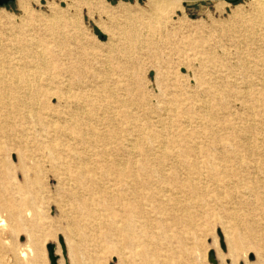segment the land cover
I'll list each match as a JSON object with an SVG mask.
<instances>
[{"label":"bare ground","instance_id":"1","mask_svg":"<svg viewBox=\"0 0 264 264\" xmlns=\"http://www.w3.org/2000/svg\"><path fill=\"white\" fill-rule=\"evenodd\" d=\"M32 1L39 0L18 4L29 13ZM64 1L70 10L72 0ZM181 3L147 0V14L125 7L123 45L113 52L111 71L97 47L67 30L66 12L57 8L43 26H32L28 18L22 27L32 34L13 36L14 50L0 47V247L15 264L27 253L16 254L14 236L25 231L30 244H41L37 204L49 172L57 177L61 199L67 190L73 201L114 195L126 217L125 248L139 257L137 264H195L198 233L208 219L235 220L246 208L264 214V127L255 119L256 108L264 113V55L253 52L240 60L241 79L226 81L223 70L211 73L200 101L167 88L159 113L138 100L134 73L150 71L140 67L136 36L150 19ZM250 6L264 17V0H250ZM233 18H243L241 11ZM109 41L116 42L112 36ZM229 96L239 106L228 104ZM24 123L38 127V134L29 127L21 137L14 133ZM19 141L26 144L19 149L21 181L5 154ZM101 205L110 209L107 201ZM157 212L164 219H155ZM245 230L257 257L248 264H264V223H249ZM246 244L241 231L232 234L229 255L247 254Z\"/></svg>","mask_w":264,"mask_h":264},{"label":"rangeland","instance_id":"2","mask_svg":"<svg viewBox=\"0 0 264 264\" xmlns=\"http://www.w3.org/2000/svg\"><path fill=\"white\" fill-rule=\"evenodd\" d=\"M71 3L73 6L68 10L64 0L32 1L29 13L20 8L18 0L10 6L0 7V47L7 51L14 50L16 43L12 40L15 36L22 37L26 34V29L22 26L28 18L32 26H43L52 17L53 8H57L66 12L63 20L67 30L88 47H97V53L102 54V60H107L108 70L111 71V67H114L113 52L123 45L124 8L133 11L142 9L147 14V0H72ZM105 8L109 10V14ZM236 10H240L243 17L239 21L233 18ZM111 14L112 18L109 16ZM158 17L150 19V25L139 31L136 36L139 42L135 48L142 61L140 67L150 71L149 76H144L141 72L138 74L137 71L134 73L135 92L141 96L138 97L139 101L149 102L153 109L160 110L165 105L166 96L163 94L167 88L170 92L178 91L186 96L195 94L197 101H200L205 96L204 82L211 80V73L223 70L226 81L241 79L240 60L253 52L264 55V17L259 18L252 10L250 0H237L233 4L224 0H182L173 10ZM30 34L32 32L26 35ZM110 36L115 43L109 41ZM207 56L215 61L203 60ZM154 66L159 70V75ZM179 67L181 71H178ZM218 95L222 98L221 92ZM226 100L230 105L239 106L234 96H229ZM56 103L55 99L51 100L52 105ZM255 119L264 127L261 107L256 108ZM24 127H29L31 132L38 134V127L26 123L21 124L17 130L14 129V133L21 137ZM21 144L26 146L19 141L9 145L5 153L7 160L15 167L19 165ZM28 146L31 147L32 144ZM18 174L17 167L14 175L21 181L22 176ZM42 181L46 194H43L44 197L37 204V236L41 244H30L25 231L14 236L16 254L20 255L22 251L27 253V258L20 259L21 264H50L47 251L49 244L56 246L58 264L140 263L139 257L131 255L125 248L123 232L126 217L114 195H107L102 199L98 195H89L73 201L67 195L71 191L67 190L61 199L58 196V180L52 172L43 176ZM56 199L60 206L55 202ZM105 201L110 204V209L101 205ZM154 218L164 219L161 212H157ZM232 218L233 216L225 215L221 219L210 218L206 221L207 224L198 233L195 264H213L210 259L212 254L217 264L256 262L253 243L245 228L249 223L263 224L264 214L257 211L252 215L246 208L238 210L235 220ZM239 231L247 239L246 249L249 252L245 255L236 252L232 257L229 255L228 241L232 234ZM159 232L156 227L152 229L155 235ZM60 240L65 246L66 256H63ZM172 242L176 243L174 239ZM114 245L121 250L112 249ZM0 264H15V258L11 257L7 248L0 247Z\"/></svg>","mask_w":264,"mask_h":264},{"label":"water","instance_id":"3","mask_svg":"<svg viewBox=\"0 0 264 264\" xmlns=\"http://www.w3.org/2000/svg\"><path fill=\"white\" fill-rule=\"evenodd\" d=\"M224 1H226L227 3L233 4L237 0H224ZM15 2H16V0H0V7L10 6V5L14 4ZM60 243H61L62 250H63V256H66V250H65V246L63 244V241L60 240ZM47 251H48V258H49L50 264H58L59 258L56 255V246L53 244H49L47 246ZM210 259H211V262L213 264H217L213 254L211 255Z\"/></svg>","mask_w":264,"mask_h":264}]
</instances>
